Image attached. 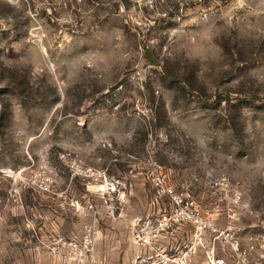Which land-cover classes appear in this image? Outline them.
<instances>
[{
	"label": "rangeland",
	"instance_id": "obj_1",
	"mask_svg": "<svg viewBox=\"0 0 264 264\" xmlns=\"http://www.w3.org/2000/svg\"><path fill=\"white\" fill-rule=\"evenodd\" d=\"M99 110L130 126L138 158L152 136L185 188L242 192L264 224V0H0V264H97L80 246L93 225L66 222L59 157Z\"/></svg>",
	"mask_w": 264,
	"mask_h": 264
},
{
	"label": "crops",
	"instance_id": "obj_2",
	"mask_svg": "<svg viewBox=\"0 0 264 264\" xmlns=\"http://www.w3.org/2000/svg\"><path fill=\"white\" fill-rule=\"evenodd\" d=\"M129 127L126 125L122 127L120 122L110 118L104 110H99L93 117L86 120L83 133L87 135V138L82 139L85 141L77 147L66 146L68 152L78 157L85 165L108 170L110 175L128 187L125 200L116 202L117 209L111 215L110 208L104 205L103 200L95 198L102 214L99 220L93 222L90 216L85 218L81 214L85 210L83 206L86 201L83 200L88 197L93 198L87 182L77 178L66 180L64 184L65 199H72V202L78 201L82 207L81 211H78L68 204L66 210L72 213L73 218L78 219V223L73 224L70 217H67L66 222L70 223L71 233L78 231L80 234L87 232L85 227L88 228L90 223L91 226L93 225L96 250L91 258L97 264H159L160 258L178 254L191 246L197 236L195 226L186 222L162 233L158 240L149 244L144 245L136 241L134 233L130 230L131 226L139 223L140 228L147 224L155 225L160 215L168 211L171 205L168 198L157 197L154 187L146 177L147 169L144 160L149 145L144 159L138 158L128 150V145L133 143L132 131ZM108 154H112L111 159H108ZM171 160L174 164L172 163L170 168L167 165L165 169L170 174L173 184L177 189L188 190L185 188L186 184H183V182L188 183V180H184L186 172H181L177 168L179 161L177 158L173 157ZM178 176L182 178L179 179ZM195 179L194 184V178L191 177V190L188 191L192 198L201 204L202 215L212 222L215 229L234 230L244 248L248 246L250 235L264 234L263 223L256 222L247 211L241 212L237 217H232L229 205L231 200L220 199L221 193L211 191L200 193L199 178ZM38 215L39 218L42 217L40 212ZM46 217L49 218V216ZM214 237V233L208 230L205 233L204 243L210 245ZM61 239L62 237H59V240ZM216 249L220 257L227 258L229 264H235L230 259L231 251L228 247L224 248L219 242L216 244ZM204 253L203 248H198L192 258V264H202ZM250 262L251 264H264V252L254 253Z\"/></svg>",
	"mask_w": 264,
	"mask_h": 264
},
{
	"label": "built area",
	"instance_id": "obj_3",
	"mask_svg": "<svg viewBox=\"0 0 264 264\" xmlns=\"http://www.w3.org/2000/svg\"><path fill=\"white\" fill-rule=\"evenodd\" d=\"M142 103L145 105L142 100L137 101V105ZM114 110L118 111L119 107L116 106ZM59 159L71 172L72 179L79 178L86 181L91 188L92 195L105 200V203L109 204L113 210L116 209V202L125 200L128 187L110 175L108 170L89 167L70 152L61 154ZM144 165L147 169L146 177L154 187L157 197L168 198L171 208L160 215L155 225L150 226L147 224L140 228V223L133 224L130 230L134 233L136 241L144 245L149 244L158 240L162 233L186 222L195 226L197 234L196 240L191 246H188L178 254L160 258L159 264H192V258L198 248L205 250L202 264H229L227 258L218 255L216 244L219 242L224 248L228 247L230 249V259L235 264H251L250 259L254 253L258 251L264 252V234L262 233L250 235L248 237V246L244 248L241 239L234 230H217L213 227L212 222L202 215L201 204L192 198L189 191L177 189L173 184L170 174L158 161V150L152 142V136L150 137ZM24 172V169H20L10 175L15 176L17 184H22ZM46 181L52 184L53 178L47 176ZM225 184L223 182L221 185L225 186ZM242 198V192L236 191L230 201L232 217H237L241 212L248 211L247 207L243 205ZM73 206L76 209H82L78 201H75ZM84 209V216H88L87 208ZM96 214L98 213L96 212ZM208 230L215 235L210 245L204 243L205 233ZM80 246L84 248L86 253L93 252L95 239L87 236Z\"/></svg>",
	"mask_w": 264,
	"mask_h": 264
},
{
	"label": "water",
	"instance_id": "obj_4",
	"mask_svg": "<svg viewBox=\"0 0 264 264\" xmlns=\"http://www.w3.org/2000/svg\"><path fill=\"white\" fill-rule=\"evenodd\" d=\"M147 54V58L148 60L153 63L154 65H158V62L155 60V58L153 57L152 53L150 52V50H147L146 52Z\"/></svg>",
	"mask_w": 264,
	"mask_h": 264
}]
</instances>
